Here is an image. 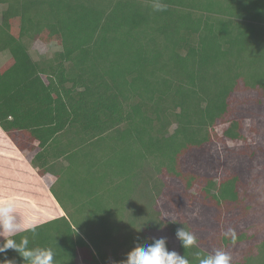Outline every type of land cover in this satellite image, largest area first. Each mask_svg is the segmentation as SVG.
Wrapping results in <instances>:
<instances>
[{
    "label": "trees",
    "instance_id": "obj_1",
    "mask_svg": "<svg viewBox=\"0 0 264 264\" xmlns=\"http://www.w3.org/2000/svg\"><path fill=\"white\" fill-rule=\"evenodd\" d=\"M0 3H7L0 52L10 54L0 67V128L51 182L58 177L49 169L78 164L69 157L82 146L117 155L113 178L106 170L92 179L116 184L109 188L117 193L111 221H80L78 228L65 214L38 224L34 239L21 233L17 241L28 235L30 247L52 248L56 264H77L78 250L84 264H118L134 243L152 242L125 224L130 193L151 166L177 190L164 208H175L178 224L197 237L185 249L178 240L190 264L242 242L231 264H264V233L237 229L250 221L248 203L259 195L247 186L260 154L251 139L264 128V0ZM158 3L165 10H155ZM29 40L55 42L59 50L35 61ZM246 117L258 127L244 131ZM60 157L67 164L55 162ZM97 163L81 164V174ZM4 259L22 264L13 250L0 254Z\"/></svg>",
    "mask_w": 264,
    "mask_h": 264
},
{
    "label": "rangeland",
    "instance_id": "obj_2",
    "mask_svg": "<svg viewBox=\"0 0 264 264\" xmlns=\"http://www.w3.org/2000/svg\"><path fill=\"white\" fill-rule=\"evenodd\" d=\"M38 47L42 49L40 46ZM240 95L241 92H237L235 99L238 100ZM262 113L264 118V106ZM243 123L245 124L244 131H248V127L251 126L253 128L258 127L253 118L249 120L246 117ZM262 129L263 132L261 131L259 135L251 139L254 147L257 148L256 151L260 154L257 157V161H254L253 164L255 166L252 173L256 178L253 179L255 182L253 181L247 186L248 191L259 192V195L248 203L250 207L246 212V217L250 221L240 222L237 227V229L244 230L248 235L253 232H257L259 235L264 233V229H262L264 228V164L258 163L264 156V128ZM16 148L11 139L0 128V199H15L18 217L21 221L26 217L32 218L37 224L51 220L52 217L57 216V203L65 211L67 218L75 223L77 222V227L80 226L78 223L80 221H111V214H114V211L117 214V205L112 200L113 198L116 200L117 193L114 194L116 196H112L111 190L109 191V188H114L116 184H113L111 179L105 183L102 181L98 183L97 180H95V184L93 183L95 177L93 174L95 172H99L98 174L101 175L104 174L102 171L107 170L106 176L113 178L114 171L112 167L116 169V163H113L117 158L116 153L107 152L103 156V153L92 144L87 147L82 146L69 157L70 159H78V164L77 162L76 165L69 164L68 170L49 169L53 176L58 177L57 180L51 182L52 179L40 177L36 169L31 168L27 164L26 166L24 165L26 158L23 152L20 151L22 155L18 154L17 156L12 154L13 150L17 152ZM21 156H23V159ZM67 161V159L60 157L55 162L65 165ZM94 162L95 164L98 162V166L95 165L94 168H90L89 172L81 174L87 164H93ZM81 164H83V168H80ZM108 165H111V167L107 168ZM167 180L168 175L165 172H156L151 166H146L139 179L136 191L130 193V203L125 214L127 219L124 220L129 229L147 239L166 237L170 250H175L179 254L178 239L172 228H180L182 225L178 224L177 210L175 208L173 211H167L164 208L165 204L176 196L177 190L173 185L168 186L166 184ZM49 186H51L52 192H49ZM50 193L55 199L52 198ZM115 217L117 216L115 215ZM193 217L194 213L192 211L185 216L186 219H192ZM94 224V222L88 224V229H95L96 225ZM84 229H86V226H84ZM237 229L233 230V232L239 231ZM219 230L222 231L221 229ZM220 231L211 230L210 234L213 236L221 234ZM245 248L246 243L242 242L237 248L236 246H231L229 250L225 247H219L218 249L227 251L232 258L236 259L241 256L239 250ZM81 257H83V254L81 250H78L77 264H84L80 260ZM107 257L108 261L111 262L112 254L110 248H107Z\"/></svg>",
    "mask_w": 264,
    "mask_h": 264
},
{
    "label": "clouds",
    "instance_id": "obj_3",
    "mask_svg": "<svg viewBox=\"0 0 264 264\" xmlns=\"http://www.w3.org/2000/svg\"><path fill=\"white\" fill-rule=\"evenodd\" d=\"M155 10L163 11L165 6L158 3L155 5ZM37 228L38 224L32 218L26 217L21 221L15 199H0V254L13 250L22 258V264H56V253L52 248L30 247L31 241L28 235H22L17 241L16 237L21 233H31L34 239ZM175 235L184 249L197 244V237L186 231L183 226L177 228ZM231 260L232 257L226 251L216 250L203 256L199 264H231ZM0 264H17V262L14 259H4ZM118 264H190V261L175 250H169L167 238L160 237L152 238L151 243H134L127 251L125 259Z\"/></svg>",
    "mask_w": 264,
    "mask_h": 264
},
{
    "label": "crops",
    "instance_id": "obj_4",
    "mask_svg": "<svg viewBox=\"0 0 264 264\" xmlns=\"http://www.w3.org/2000/svg\"><path fill=\"white\" fill-rule=\"evenodd\" d=\"M7 3H0V20L2 17V12L4 9H6ZM25 44L28 45V52L30 53V56L32 57L33 60L35 61H43L46 59H49L50 57H52L54 55L53 52H56L59 50V46L54 42L52 43H44L41 42L39 40H29L27 42H25ZM40 46L42 49H39ZM10 58V54L8 51L4 50L0 52V67L4 64V62H6L8 59ZM2 62V63H1ZM61 138H63V140H67L68 135H61ZM17 152L15 150H13L11 153L14 155H18L21 154V152L16 148ZM22 155V154H21ZM23 159V156H21ZM25 162V166L26 164L29 165L31 168H33L28 162L27 160H24ZM62 165V164H61ZM64 165V164H63ZM34 169V168H33ZM50 192V191H49ZM51 194V193H50ZM52 196V194H51ZM53 198V196H52ZM55 199V198H53ZM56 202V200H54ZM57 203V202H56ZM58 205V209H57V216L52 217V219L54 218H58L61 216H64L66 213L65 211L60 207V205L57 203Z\"/></svg>",
    "mask_w": 264,
    "mask_h": 264
}]
</instances>
